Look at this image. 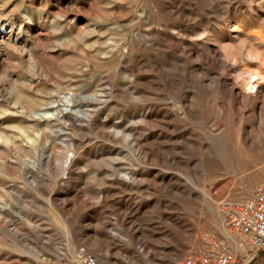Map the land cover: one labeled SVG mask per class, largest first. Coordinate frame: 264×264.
Returning a JSON list of instances; mask_svg holds the SVG:
<instances>
[{"label":"rangeland","instance_id":"obj_1","mask_svg":"<svg viewBox=\"0 0 264 264\" xmlns=\"http://www.w3.org/2000/svg\"><path fill=\"white\" fill-rule=\"evenodd\" d=\"M262 183L264 0H0V264H173Z\"/></svg>","mask_w":264,"mask_h":264},{"label":"built area","instance_id":"obj_2","mask_svg":"<svg viewBox=\"0 0 264 264\" xmlns=\"http://www.w3.org/2000/svg\"><path fill=\"white\" fill-rule=\"evenodd\" d=\"M222 226L237 237L236 246L245 250L235 253L225 238H210L197 253L176 259L173 264H247L264 249V183L254 197L240 202H227L223 209Z\"/></svg>","mask_w":264,"mask_h":264},{"label":"bare ground","instance_id":"obj_3","mask_svg":"<svg viewBox=\"0 0 264 264\" xmlns=\"http://www.w3.org/2000/svg\"><path fill=\"white\" fill-rule=\"evenodd\" d=\"M248 73H250V76H249V81H248V89H250V90H255V89H258L259 88V86H260V80L263 78V74H262V72L261 71H250V72H248ZM263 80V79H262ZM64 100L67 102V106H62V107H58V103H56V102H54V101H51V102H49V108H51V110L50 111H43V112H41V114L43 115V116H46V117H58V118H65L66 117V114H74L76 111H77V109H72V102L70 101V100H68V96H65L64 97ZM60 103V102H59ZM73 107H75V106H73ZM77 117L78 118H83L84 119V117H85V114L83 113V111H81V110H79V111H77ZM133 142V141H132ZM126 178L127 179H130L131 177H129V175H127L126 176ZM214 206V205H213ZM211 210H213L212 208H211ZM214 212H216L215 211V209H214ZM217 230L219 231V232H221V234L223 235V236H225V238H227L228 236H230L226 231H225V229L223 228V226L222 225H220L218 228H217ZM233 237H235V236H233ZM236 238V242H237V237H235ZM236 246V245H235ZM233 248V247H232ZM236 248H238L237 246H236ZM233 250H234V248H233ZM235 251V250H234ZM236 252V251H235ZM92 264V263H91Z\"/></svg>","mask_w":264,"mask_h":264},{"label":"crops","instance_id":"obj_4","mask_svg":"<svg viewBox=\"0 0 264 264\" xmlns=\"http://www.w3.org/2000/svg\"><path fill=\"white\" fill-rule=\"evenodd\" d=\"M264 249L259 251L257 255L247 264H264ZM241 252L237 253L239 255Z\"/></svg>","mask_w":264,"mask_h":264}]
</instances>
